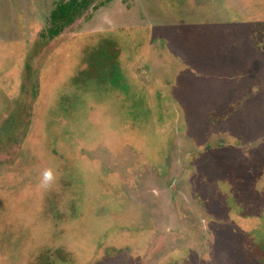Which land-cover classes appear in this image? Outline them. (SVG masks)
<instances>
[{
	"label": "rangeland",
	"instance_id": "1",
	"mask_svg": "<svg viewBox=\"0 0 264 264\" xmlns=\"http://www.w3.org/2000/svg\"><path fill=\"white\" fill-rule=\"evenodd\" d=\"M57 1L0 0V264H264V0H95L47 39Z\"/></svg>",
	"mask_w": 264,
	"mask_h": 264
},
{
	"label": "trees",
	"instance_id": "2",
	"mask_svg": "<svg viewBox=\"0 0 264 264\" xmlns=\"http://www.w3.org/2000/svg\"><path fill=\"white\" fill-rule=\"evenodd\" d=\"M95 5V0H58L54 8L50 12L46 30L44 32L45 38L53 39L54 37L58 36L59 34L64 32L69 26L74 24L76 20L81 18L85 12H87L91 7L93 8V6ZM28 67L30 66H27V68ZM116 68H118V66L114 63L109 69V71H107V73L110 71L112 72V86L114 88H119L120 90L125 88L127 89V85H125L123 82H121L120 84L121 72L119 73ZM36 89L37 85L32 87L31 94L33 97H36L37 95ZM21 106H23V103H21ZM13 120L15 123L16 119H14V117L12 118V121ZM13 126L14 124H11L10 129H12ZM15 129L16 128L12 129L13 133H15ZM15 135L16 134H14L13 137ZM14 139L16 140L17 138L14 137ZM40 255L41 256H37L39 264H56L59 260V257H56V259L51 258V256L47 252H45L44 254L41 253Z\"/></svg>",
	"mask_w": 264,
	"mask_h": 264
},
{
	"label": "clouds",
	"instance_id": "3",
	"mask_svg": "<svg viewBox=\"0 0 264 264\" xmlns=\"http://www.w3.org/2000/svg\"><path fill=\"white\" fill-rule=\"evenodd\" d=\"M56 181V176L52 169H45L41 174L40 186L43 188L51 187Z\"/></svg>",
	"mask_w": 264,
	"mask_h": 264
}]
</instances>
